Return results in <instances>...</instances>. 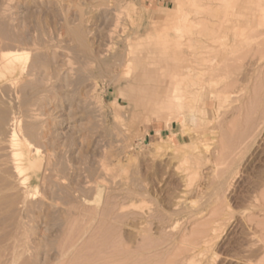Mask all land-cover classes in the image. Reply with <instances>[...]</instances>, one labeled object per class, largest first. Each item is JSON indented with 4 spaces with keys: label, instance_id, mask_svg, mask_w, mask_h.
Returning <instances> with one entry per match:
<instances>
[{
    "label": "rangeland",
    "instance_id": "obj_1",
    "mask_svg": "<svg viewBox=\"0 0 264 264\" xmlns=\"http://www.w3.org/2000/svg\"><path fill=\"white\" fill-rule=\"evenodd\" d=\"M176 10L177 0H0V63L10 59L19 63L13 74L0 76V264H114L117 259L120 264L126 260L129 264H164L166 261L165 264H179L182 263L179 252H190L189 241L201 244L202 239L210 235L213 220L218 222L223 218L219 221L223 223L227 216L230 217L224 213L229 204L230 211L225 212L233 211L231 221L211 247V252L218 253L215 264H249L242 261L252 231L259 234L261 248L260 252L256 251L259 247L253 250L252 255L256 254L250 257L253 259L251 264H255L257 258L256 264H263L264 228L259 223L264 222V211L258 207L253 210L252 199L254 195L264 196V84L261 86L264 63H258L257 67L246 64L260 55L251 51L255 56H249L251 52L247 51L239 68L229 66L230 73L226 68V72L220 68L221 73L217 74H222L225 79L202 88V95L195 103V119L186 118V126L173 119L164 123L155 118L147 123L143 104L149 90L146 86L155 89L154 83L161 79L158 69L165 65L176 67L174 63L178 62L174 60ZM207 68L202 72L208 78L204 74L213 70L210 68L212 71L206 72ZM153 71L158 78L153 77ZM254 81L258 86L253 84ZM214 86L218 87L213 89ZM224 86H228L225 91ZM219 88L223 96L211 93ZM224 92L230 94L226 95L228 100L222 99L226 97ZM252 104H255L254 108H251ZM217 105L221 106L218 107L220 112L216 111ZM246 105L249 111L244 107ZM245 119L248 120L246 125ZM253 130L256 131L251 132ZM233 138H236L234 142ZM167 140L174 144L167 151L178 150L177 158L170 163V158L149 156L157 145L168 144ZM221 150L225 154L222 159L227 156L222 163L229 165L227 168L221 167V163L212 165L222 162ZM21 152L25 162L38 161L27 170L28 178L18 169ZM197 154L203 160L208 158L209 162L200 158V163ZM210 154H214L212 161ZM215 157L219 158L217 162H213ZM217 167L224 169V173L219 168L216 173ZM182 173L185 180H182ZM209 177L218 180L221 187ZM186 179L192 182V186L189 183L190 194L189 188L181 187L184 181L188 184ZM182 192L189 195L185 197ZM180 198L181 205L173 206V200L175 204ZM146 211L147 218L143 215ZM209 214L214 218H209ZM142 220L146 232L133 234L134 239L130 240L133 224L138 225ZM174 222H177V228L170 230ZM193 232L201 238L192 235ZM104 239L109 244L101 241ZM103 244L105 247L102 248ZM120 246L125 252L118 251ZM105 248L111 252L107 253ZM102 255L108 262L102 260ZM111 256L117 259L112 258L109 262ZM204 263L207 261L201 264Z\"/></svg>",
    "mask_w": 264,
    "mask_h": 264
},
{
    "label": "bare ground",
    "instance_id": "obj_2",
    "mask_svg": "<svg viewBox=\"0 0 264 264\" xmlns=\"http://www.w3.org/2000/svg\"><path fill=\"white\" fill-rule=\"evenodd\" d=\"M176 15H177V24L175 25V27H174V29H175V31H176V38H177V41H176V52L174 53V56L176 57V58H174V60H175V62H177V63H174V65L176 66V67H171V68H169V66H164V67H162V68H159L158 70H159V75L158 74H156V75H158L159 76V78L161 77V79L157 82V83H154V84H156L157 86H155V85H153L154 87H155V89L154 88H152V87H148V86H146L149 90L145 93V94H147L146 96H145V100H144V102H143V104H144V111H145V120H146V122L148 123V122H151V121H153L155 118L157 119V121L159 122V121H162V122H164V123H167V121L168 120H171L172 121V119L173 120H175V121H179L183 126H186L185 125V119L186 120H188V118L190 117V119L191 120H194L195 119V114H194V112H195V108H196V105H195V103L198 101V99H199V97L202 95V88H204V86H213L214 84H219V82H221L223 79H225L223 76H222V74L220 75L219 74V76H218V74L217 73H221V70H224L225 68V70L228 72L229 71V69H227L229 66H238V68H239V66H240V64H241V62L242 61H244V57H245V54L244 53H246L247 51V53H249V51L251 52V51H254L255 53L256 52H259L260 53V55L258 54V53H256V55L258 54L259 56H257V57H259V58H257V59H255V60H250V61H248V59H247V63L246 64H250V65H252V66H255V67H257V65H258V63H264L263 61H264V0H177V10H176ZM254 46V47H253ZM253 47V48H252ZM250 48H252V50L250 49ZM252 53V55H250L251 53H249V56H255V55H253V54H255V53ZM247 53H246V55H247ZM227 55H229L228 57H231L230 59H227ZM226 57V58H225ZM252 58V57H251ZM255 58V57H254ZM253 58V59H254ZM177 59V60H176ZM236 64H238V65H236ZM243 64H244V62H243ZM168 65V64H167ZM173 65V66H174ZM245 65V64H244ZM18 66H19V63L15 60V59H10V60H8L7 62H4V61H2L1 63H0V76L2 77V78H4V77H7V76H9V75H11V74H13V72H15L16 71V69L18 68ZM234 66V67H235ZM242 66V65H241ZM207 68V70H205L206 72H208L209 70H213V72H216V74L217 75H215V73H213V72H210L209 71V73H208V75L207 74H204V75H206V76H209L208 78L207 77H204L203 76V70L204 69H206ZM233 67V68H234ZM251 67V66H250ZM254 67V68H255ZM262 67V66H261ZM211 68V69H210ZM220 68H222L221 70H220ZM236 68V67H235ZM234 68V70L233 71H235L236 69ZM237 68V69H238ZM241 68V67H240ZM244 67H242V69H243ZM248 68H249V65H248ZM252 68V67H251ZM253 68V69H254ZM231 69V68H230ZM255 69H257V68H255ZM260 69V68H259ZM258 69V70H259ZM157 70V71H158ZM211 70V71H212ZM216 70V71H215ZM220 71V72H217V71ZM224 70V71H225ZM239 70H241V69H239ZM252 70V69H251ZM224 71H222V72H224ZM225 71V72H226ZM232 70H230L229 71V73L231 72ZM242 71V70H241ZM249 71V70H248ZM253 71V70H252ZM254 71H256V70H254ZM253 71V72H254ZM240 72V71H239ZM243 72V71H242ZM245 72V71H244ZM259 72V71H258ZM263 72V71H262ZM152 73V72H151ZM157 73V72H156ZM212 73L215 75H212ZM252 73V72H251ZM250 73V74H251ZM152 74H154L155 75V71H153V73ZM226 74V73H225ZM259 74V73H258ZM156 75L155 76H153L154 78L156 77ZM243 75V74H242ZM247 75L249 76V74L247 73ZM261 75H263V74H261ZM224 76H226V75H224ZM244 76V75H243ZM247 76V77H248ZM152 77V76H151ZM257 77V76H256ZM156 78H158V77H156ZM230 78H231V74H230ZM246 78V77H245ZM242 79V78H241ZM250 79V78H249ZM257 79V78H256ZM261 79H262V77H261ZM254 80V79H253ZM227 81V80H226ZM231 81H232V79H231ZM243 81H244V78H243ZM246 81H248V80H246ZM263 82H264V79L262 80ZM237 82V81H236ZM242 82V81H241ZM250 82V81H249ZM248 82V83H249ZM258 82V81H257ZM247 83V82H246ZM245 83V84H246ZM255 83V81L253 82V84ZM159 84V85H158ZM223 84V83H222ZM227 84V83H226ZM229 84V83H228ZM227 84V85H228ZM232 84H234V82L232 81ZM231 84V85H232ZM256 85H257V83H255ZM254 84V85H255ZM260 84V83H259ZM262 84H264V83H262L261 82V86H262ZM220 85H221V83H220ZM224 85V84H223ZM230 85V84H229ZM243 85V84H242ZM248 85V84H247ZM250 85V84H249ZM252 85V84H251ZM254 85H252L253 87H251V90H252V88H254ZM244 86V85H243ZM258 86V85H257ZM256 86V87H257ZM260 86V87H261ZM157 87V88H156ZM215 87L217 88L218 86H214V88L213 89H215ZM222 87V86H221ZM225 87H227L228 88V86H224V91H225ZM232 86H229V88H231ZM259 87V88H260ZM145 88V87H144ZM147 88H145V89H147ZM150 88H152V89H154V90H152V89H150ZM258 88V89H259ZM209 89V88H208ZM217 90V89H216ZM219 90H220V88L218 89V91H211V93L213 94V95H216V96H221L222 95V92L220 91L219 92ZM237 90V89H236ZM239 90V89H238ZM254 90V89H253ZM252 90V91H253ZM146 91V90H145ZM250 91V90H249ZM264 91V90H263ZM226 92H228V91H226ZM226 92H224V95L226 96V95H230V94H225ZM259 92H261V90L259 91ZM230 93V92H229ZM223 96V95H222ZM252 96H254V95H252ZM255 97V96H254ZM253 97V98H254ZM211 98L212 99H214V96L212 97L211 96ZM228 100V98H227V96L226 97H222V99L223 100H226V99ZM245 98V97H244ZM247 98V97H246ZM258 98V97H257ZM210 99V98H209ZM248 99V98H247ZM247 99H246V102H247ZM250 99H251V97H250ZM250 99H249V101H250ZM264 99V98H263ZM230 100V99H229ZM233 100H235V99H233ZM239 100H240V98H239ZM252 100H254V99H252ZM251 100V101H252ZM264 101V100H263ZM223 101H221V103H222ZM224 102H226V101H224ZM252 102H254V101H252ZM251 102V103H252ZM255 102H258V101H255ZM220 104V103H219ZM246 104V103H245ZM261 104H262V102H261ZM221 105V104H220ZM223 105H225V103H223ZM243 105H244V103H243ZM249 105V104H248ZM253 105H255V104H252V106H251V108H254V106ZM262 105H264V104H262ZM222 106V105H221ZM221 106L219 107V105H217V107H216V111L218 112L219 110H218V107L219 108H221ZM257 106V105H256ZM224 107V106H223ZM227 107V106H226ZM243 107V106H242ZM244 107H248L247 105L246 106H244ZM250 107V106H249ZM259 107V106H258ZM245 108V109H246ZM225 109H227V108H225ZM237 109V108H236ZM248 109V108H247ZM250 109V108H249ZM249 109H248V111H249ZM259 109V108H258ZM262 109V108H261ZM224 110V109H223ZM233 110H235L234 108H233ZM241 111H242V109H240ZM240 110H238V111H240ZM257 110V109H256ZM263 110H264V108H263ZM222 111V110H221ZM232 111V110H231ZM245 111V110H244ZM243 111V112H244ZM252 111V110H251ZM250 111V112H251ZM253 111H254V109H253ZM220 112V111H219ZM236 112V111H235ZM246 112V111H245ZM256 111H254V113H255ZM261 112V111H260ZM260 112L258 113V114H260ZM216 113V112H215ZM233 113H234V111H233ZM239 114V113H238ZM243 114V113H242ZM245 114H247V113H245ZM251 114H252V112H251ZM256 114V113H255ZM254 114V115H255ZM263 114V113H262ZM219 115V114H218ZM222 115H223V113H222ZM221 116V115H220ZM240 116V115H239ZM247 116H248V114H247ZM250 116V115H249ZM253 115H251V117H252ZM260 116V115H259ZM241 117V116H240ZM246 117V116H245ZM263 116H261V118H262ZM218 118H220L219 116H218ZM217 118V119H218ZM244 118V117H243ZM260 118V117H259ZM216 119V118H215ZM242 119V118H241ZM220 120V119H219ZM237 120V119H236ZM239 120V119H238ZM248 120H249V118H248ZM248 120H246L245 119V125H246V121L248 122ZM251 120V119H250ZM249 120V121H250ZM255 120V119H254ZM259 119H257V121H258ZM156 121V120H155ZM217 121V120H216ZM241 121H243V120H241ZM257 121H255V123H257ZM169 122V121H168ZM191 123L193 122V121H190ZM214 122V121H213ZM218 122V121H217ZM216 123V122H215ZM221 123H222V121H221ZM220 123V124H221ZM236 123H238V122H236ZM253 123V122H252ZM259 123V122H258ZM218 124V123H217ZM239 124V123H238ZM249 124V123H248ZM262 124V123H261ZM193 125V124H192ZM215 125V124H214ZM222 125V124H221ZM244 125V126H245ZM256 125V124H255ZM240 126V125H239ZM249 126H251V125H249ZM259 126V125H258ZM261 126V125H260ZM219 127H220V125H219ZM218 127V128H219ZM252 127V126H251ZM264 127V126H263ZM191 128H193L194 129V127L192 126ZM202 128V127H201ZM217 127H216V129H218ZM221 128V127H220ZM247 128V127H246ZM245 128V129H246ZM257 128V127H256ZM260 128V127H259ZM186 129V128H185ZM185 129H183L184 131H185ZM187 129H188V127H187ZM190 129V128H189ZM238 129V128H237ZM244 129V130H245ZM248 129H251L250 127L248 128ZM253 129V128H252ZM262 129V128H261ZM242 130H243V126H242ZM260 130V129H259ZM191 131V130H190ZM237 131V130H236ZM240 131V130H239ZM246 131V130H245ZM256 131V130H255ZM254 130L253 131H251V132H255ZM258 131V130H257ZM260 131H262V130H260ZM185 132H187V131H185ZM194 132V131H193ZM249 132V131H248ZM221 133V132H220ZM238 133V132H237ZM241 133H243V132H241ZM241 133H239V136L241 135V136H243ZM245 133H247V132H245ZM250 133V132H249ZM259 133V132H258ZM244 134V133H243ZM256 134V133H255ZM256 135H258V134H256ZM188 136V135H187ZM220 136V135H219ZM238 136V135H237ZM251 136V135H250ZM253 136H254V133H253ZM190 137V136H189ZM192 137V136H191ZM234 137V136H233ZM193 138V137H192ZM247 138H248V136H247ZM197 139V138H196ZM199 139V138H198ZM234 139H236V138H233V142L235 141ZM241 140V138H238L237 140ZM244 139H245V137H244ZM251 139V138H250ZM194 140V139H193ZM243 140V139H242ZM252 140H253V137H252ZM256 140V139H255ZM261 140V139H260ZM190 141H192V140H190ZM217 141V140H216ZM225 141V140H224ZM230 141H231V139H230ZM246 141V140H245ZM212 142V141H211ZM226 142V141H225ZM232 142V143H233ZM241 142V141H240ZM239 142V143H240ZM166 143H168V144H159V145H157L156 147H154V149L149 153V156H152V157H155V158H157V157H161V158H168V160H169V158L171 159L169 162L171 163V161H172V159L174 158H177V156H178V154H179V152H178V150H174V149H171L172 151L171 152H168L167 151V149L170 147V146H172V145H174V144H172L171 143V141L170 140H167V142ZM210 143V142H209ZM218 143V142H217ZM220 143V142H219ZM247 143V142H246ZM253 143V142H252ZM215 144V143H214ZM226 144V143H225ZM227 144H228V142H227ZM245 144V143H244ZM249 144H250V141H249ZM258 144V143H257ZM216 145V144H215ZM220 145V144H219ZM229 145H231L230 143H229ZM233 145H235V143L233 144ZM236 145H237V143H236ZM227 146V145H226ZM245 146V145H244ZM217 147H218V144H217ZM234 147V146H233ZM236 147V146H235ZM234 147V148H235ZM247 147H249V146H247ZM246 147V148H247ZM216 148V147H215ZM226 148L227 147H225V150H226ZM228 148H230L229 146H228ZM238 148V147H237ZM242 148V147H241ZM244 149V150H247V149ZM214 149V148H213ZM212 149V150H213ZM249 149H250V147H249ZM257 149V148H256ZM223 150V149H222ZM222 150H221V152H222ZM224 150V151H225ZM231 150V149H230ZM229 150V151H230ZM233 150V149H232ZM234 150H236V149H234ZM240 150V148L238 149V151ZM214 151V150H213ZM211 152V151H210ZM216 152H218V149L216 150ZM226 152V151H225ZM231 152V151H230ZM232 152H234V151H232ZM240 152V151H239ZM238 152V153H239ZM215 153V152H214ZM219 153V152H218ZM218 153H216V154H218ZM223 153L224 152H222V154H218L219 156H221V158H220V160H222V162H219V164H217V163H215V164H212L213 166L214 165H221L223 162H224V159H226L227 158V156L224 158V159H222V156H224L223 155ZM200 154V153H199ZM199 154H197L198 155V157H197V155H195L196 157H197V160H198V158H199ZM226 154H228L227 152H226ZM232 154H234V153H232ZM253 154V153H252ZM214 155V154H213ZM211 156V154H210V158L211 157H214V156ZM231 155V154H230ZM235 155V154H234ZM247 155V154H246ZM237 156V155H236ZM245 156V155H244ZM252 156V155H251ZM216 157H217V155H216ZM215 157V159H217V160H215L214 159V161L213 162H217L218 160H219V158H216ZM229 157V156H228ZM233 157V156H232ZM231 157V158H232ZM240 157H241V155H240ZM243 157V156H242ZM25 155L21 152V155H20V161H19V167H18V169L21 171L22 170V174H24L27 178H28V173H27V170H29V169H32V167L34 166V165H36L37 164V162L38 161H33V162H31L30 160L29 161H27V162H25ZM160 158V159H161ZM200 158H202L201 156H200ZM199 158V159H200ZM154 159V158H153ZM173 159V160H174ZM206 158H204V160H203V158H202V160L203 161H205V162H209V160H208V158H207V161L205 160ZM228 159H230V158H228ZM150 160V159H149ZM148 160V161H149ZM194 160H195V158H194ZM213 160V158H211V161ZM235 160V159H234ZM237 160V159H236ZM24 161V162H23ZM152 161V160H151ZM150 161V162H151ZM167 161V160H166ZM226 161L227 160H225V163H226ZM168 161H167V163H169ZM195 162H197L196 160H195ZM228 162H230V161H228ZM232 162H234V161H232ZM169 163V164H170ZM200 163H201V159H200ZM199 162H198V164H200ZM221 163V164H220ZM226 164H229V163H226ZM225 164V165H226ZM230 164H231V162H230ZM150 165V164H149ZM233 165V164H232ZM238 165V164H237ZM236 165V166H237ZM151 166V165H150ZM212 166V167H213ZM227 166H229V165H226V166H224L223 164H222V166L221 167H225V168H227ZM149 167V166H148ZM152 167V166H151ZM150 167V168H151ZM211 167V168H212ZM221 167H217L216 168V173L218 172L217 171V169L219 168V169H222ZM150 168H148V169H150ZM173 168V167H172ZM231 168V166L229 167V169ZM212 169H214V171H215V168H212ZM211 169V170H212ZM218 169V170H219ZM229 169H228V171H229ZM233 169H235V168H233ZM223 170V173H224V169H222ZM225 170H227V169H225ZM150 171V170H149ZM181 171V170H180ZM199 171V170H198ZM213 171V170H212ZM220 171V170H219ZM228 171H225V172H227V174H229V172ZM232 172V171H231ZM180 173V172H179ZM188 173V172H187ZM190 173H191V171H190ZM190 173L189 174H187V176L188 175H190ZM209 173V172H208ZM211 173V172H210ZM209 173V174H210ZM212 173H214V172H212ZM221 173H222V171H221ZM233 173V172H232ZM231 173V174H232ZM178 174V173H177ZM182 174H184V173H182ZM234 175H235V173H233ZM239 174V173H238ZM211 175V174H210ZM215 173H214V177H215ZM230 175V174H229ZM183 176V177H182ZM181 177L183 178L182 180H185L184 178H185V174L184 175H182ZM187 176H186V178H187ZM217 176V178H218V175H216ZM220 176V175H219ZM208 177V176H207ZM206 177V178H207ZM210 178V177H209ZM216 178V179H217ZM223 178V177H222ZM180 179V178H179ZM188 179V178H187ZM187 179H186V182H188L187 181ZM211 179V178H210ZM26 180H28V179H26ZM148 180V179H147ZM189 181H191L190 179H188ZM212 180H214L215 181V179L214 178H212L211 179V181ZM228 179H226V181H227ZM230 181L231 180H233L232 178L231 179H229ZM228 180V181H229ZM154 181H156V180H154ZM159 181V180H158ZM162 181V180H161ZM209 181V180H208ZM213 181V182H214ZM222 181H224V180H221V182ZM147 182V181H146ZM180 182V181H179ZM181 182H183V181H181ZM185 182V181H184ZM183 182V184L182 185H184L185 183ZM217 182H218V180H217ZM217 182L215 181V183L217 184ZM150 183V182H149ZM189 183L190 182H188V184L186 183L184 186H182L181 185V187H184L183 189L184 190H186L187 188H189L190 186H192L191 184H192V182L190 183V186H189ZM153 184H155V182L153 183ZM208 184V183H207ZM206 184V185H207ZM211 184H212V182H211ZM226 184H228V183H226ZM165 185V184H164ZM179 185V184H178ZM178 185H176V187L178 186ZM188 185V186H187ZM205 185V186H206ZM213 185V184H212ZM218 185V184H217ZM221 185V184H220ZM220 185H218V186H220ZM159 186V185H158ZM193 186H194V184H193ZM229 186V185H228ZM231 186V185H230ZM229 186V187H230ZM149 187V186H148ZM154 187V186H153ZM185 187H187L186 189H185ZM199 187V186H198ZM206 187H208V186H206ZM205 187V188H206ZM216 187V186H215ZM221 187V186H220ZM150 188H152L151 186H150ZM174 188V187H173ZM192 188V187H191ZM194 188V187H193ZM201 188V187H200ZM226 188V187H225ZM190 189V188H189ZM189 189H187V190H189ZM204 189V188H203ZM208 189V188H207ZM213 189V188H212ZM215 189V188H214ZM228 188H226L225 190H227ZM154 190V189H153ZM175 190V189H174ZM178 190V189H177ZM181 190H182V188H181ZM180 190V191H181ZM184 190H182V191H184ZM202 190V189H201ZM209 190V189H208ZM217 190V189H216ZM145 191V190H144ZM143 191V193H145ZM147 191V190H146ZM192 190L190 189L189 190V194H190V192H191ZM204 191V190H203ZM218 191V190H217ZM216 191V194L218 193ZM221 191V190H220ZM229 191V190H228ZM250 191V190H249ZM252 191V190H251ZM205 192V191H204ZM208 191H206V193H207ZM215 192V191H214ZM223 192V191H222ZM230 192V191H229ZM247 192V191H246ZM181 193V192H180ZM183 193V192H182ZM186 195H185V197L186 196H188L187 195V192H184ZM184 193L182 194V195H184ZM198 193V192H197ZM197 193H195V194H197ZM203 193V192H202ZM227 193V192H226ZM252 193V192H251ZM254 193V192H253ZM252 193V194H253ZM145 194H147V193H145ZM158 194V193H157ZM195 194H193V195H195ZM208 194H210V193H208ZM220 194V193H219ZM230 194V193H229ZM153 195V194H152ZM172 195V194H171ZM181 195V196H182ZM211 195H214L213 193L211 194ZM218 195V194H217ZM224 196H225V194H223ZM247 195V194H246ZM254 195V194H253ZM147 196V195H146ZM150 196V195H149ZM149 196H147V197H149ZM169 196V195H168ZM167 196V197H168ZM181 196H179V197H181ZM197 196H198V194H197ZM196 196V197H197ZM207 196V195H206ZM219 196V195H218ZM261 196H263V195H261ZM261 196H253V199H252V202H253V204H254V209L253 210H255L256 209V207H258V208H260L261 209V211L263 212L264 211V204L263 203H261L262 201L264 202V196L262 197V198H260ZM166 197V196H165ZM183 197V196H182ZM185 197H184V199H185ZM191 197V196H190ZM200 197V196H199ZM203 197H205V194H204V196ZM216 197V196H215ZM222 197V196H221ZM220 197V198H221ZM226 197V196H225ZM237 197V196H236ZM250 197H252V195L250 196ZM160 198V197H159ZM176 198V197H175ZM200 198H202V197H200ZM206 198V197H205ZM240 198V197H239ZM163 199V198H162ZM172 199H174V198H172ZM182 198H180L178 201H176V203L174 204V200H173V206L174 205H176L177 206V204H180L179 203V201L181 200ZM204 199V198H203ZM209 199V198H208ZM211 199V198H210ZM222 199V198H221ZM247 199V198H246ZM250 199V198H249ZM261 199V200H260ZM153 200V202L155 203V201H154V199H152ZM166 200V199H165ZM171 200V199H170ZM176 200V199H175ZM192 200V199H191ZM207 200V199H206ZM216 200H218V199H216ZM140 201V200H139ZM158 201V200H157ZM160 201H162V200H160ZM182 201V200H181ZM201 201H202V199H201ZM210 201V200H209ZM240 201V200H239ZM138 202V201H137ZM141 202V201H140ZM143 202V201H142ZM153 202H152V204H153ZM187 202V201H186ZM211 202H213L212 200H211ZM225 202V201H224ZM134 203H135V201H134ZM147 203H148V201H147ZM169 202H167V204H168ZM182 203V202H181ZM184 203V202H183ZM191 203H192V201H191ZM193 203H194V201H193ZM192 203V204H193ZM202 203V202H201ZM204 203V202H203ZM203 203H202V205H203ZM207 203V202H206ZM222 203V202H221ZM242 203V202H241ZM165 204V203H164ZM172 204V203H171ZM170 204V205H171ZM188 204V203H187ZM189 204H190V202H189ZM188 204V205H189ZM195 204V203H194ZM212 204V203H211ZM218 204V203H217ZM252 204V203H251ZM132 205V204H131ZM140 205V204H139ZM150 205V204H149ZM155 205H157V204H155ZM169 205V204H168ZM167 205V206H168ZM181 205V204H180ZM208 205V204H207ZM216 205V204H215ZM214 205V206H215ZM220 205V204H219ZM218 205V206H219ZM230 205V204H229ZM229 205H228V207H227V209L225 208V211H230L229 209H230V207H229ZM241 205V207H242V204H240ZM141 206H142V204H141ZM141 206H139V207H141ZM166 206V205H165ZM165 207V208H168V207ZM175 206V207H176ZM191 206V205H190ZM196 206V205H195ZM212 206V205H211ZM213 206V207H214ZM221 206V205H220ZM227 206V205H226ZM239 206V205H238ZM133 207V206H132ZM131 207V208H132ZM134 207H138V206H134ZM162 207V206H161ZM179 207V206H178ZM208 206H206V208H207ZM216 207V206H215ZM214 207V208H215ZM222 207H223V205H222ZM233 207V206H232ZM142 208V207H141ZM140 208V209H141ZM160 208V207H159ZM171 208H173V207H171ZM186 208V207H185ZM190 208V207H189ZM209 208H211L210 206H209ZM214 208H211V209H214ZM217 208V207H216ZM132 209H134V208H132ZM147 209V208H146ZM162 209H163V207H162ZM191 209H193V208H191ZM190 209V210H191ZM201 209V208H200ZM205 209V208H204ZM218 209V208H217ZM250 209H252V208H250ZM136 210V209H135ZM151 210V209H150ZM161 210V209H160ZM160 210H158V211H160ZM194 210V209H193ZM222 210H224V208L222 209ZM231 210H232V208H231ZM137 211V210H136ZM141 211V210H140ZM138 212V213H141V212ZM148 211V210H147ZM145 212L146 214H143V215H145V217L147 218V216H149L148 215V212ZM156 212H157V210H155ZM189 211V210H188ZM207 211V210H206ZM205 211V212H206ZM214 211V210H213ZM224 211V213L225 214H230V217H231V213H233V211L231 212V213H227V212H225ZM236 211V210H235ZM256 211V210H255ZM143 212V211H142ZM162 212V211H161ZM164 212H165V210H164ZM169 212H171L170 210H169ZM194 212V211H193ZM198 212V211H197ZM215 212H217V211H215ZM215 212H214V214H215ZM219 212H220V208H219ZM218 212V213H219ZM238 212V211H237ZM244 212V211H243ZM246 212V211H245ZM262 212H260V213H262ZM133 213V212H132ZM158 213V212H157ZM189 213V212H188ZM203 213V212H202ZM207 213V212H206ZM220 213H222V212H220ZM247 213V212H246ZM246 213H244V214H246ZM251 213V212H250ZM249 213V214H250ZM114 214H116V213H114ZM125 214V213H124ZM127 214H128V212H127ZM136 213H134L133 215H135ZM151 214V213H150ZM163 214V213H162ZM171 214V213H170ZM170 214L168 215V216H170ZM175 214V213H174ZM213 214V213H212ZM237 214V213H236ZM253 214V213H252ZM130 215V214H129ZM132 215V214H131ZM132 215V216H133ZM137 215V214H136ZM177 215V214H176ZM182 215V214H181ZM190 215H191V213H190ZM210 215V214H209ZM221 215V214H220ZM254 215V214H253ZM116 216V215H115ZM121 216V215H120ZM131 216V217H132ZM162 216V215H161ZM164 216V215H163ZM200 216V215H199ZM211 216H213V215H210L209 216V218L211 217ZM218 216V215H217ZM250 216V215H249ZM248 216V217H249ZM252 216V215H251ZM250 216V217H251ZM255 216V215H254ZM121 217H123V215L121 216ZM129 217V216H128ZM152 217V216H151ZM160 217V216H159ZM167 217V216H166ZM224 217V216H223ZM228 217V219L226 220V219H224V222L223 223H221L222 222V219L221 220H219V221H221V222H217V221H212L211 223H212V227H211V229H210V235H208V238H204L203 236V238L204 239H202L203 241L201 242L199 239L201 238V236L199 235V234H196V232H193L194 234H192V235H195L196 234V236L197 237H200L198 240L201 242V244H199V242L197 241V239H196V241L198 242V244L195 242V240H193L192 242L193 243H191L189 240V249L186 247V246H184V244H182L184 247H186L187 249H188V251H190L189 252V254H184V252L182 253L181 251L179 252V253H181L182 255H181V261H182V263L180 262L179 264H201L204 260H206L207 261V263L206 264H215V262H216V260H218L217 259V257H218V253L217 252H211L212 251V249H211V247H212V244H214V242L215 241H217L220 237H221V234L224 232V229H225V227H226V224H227V222L229 221H231V218L229 217V216H227ZM259 217H261L260 216V214H259ZM116 218V220H117V217H115ZM133 218H135V217H133ZM143 218H144V216H143ZM145 218V219H146ZM169 218H171V217H169ZM173 218H175V217H173ZM183 218V217H182ZM185 218V217H184ZM197 218V217H196ZM200 218V217H199ZM212 218V217H211ZM213 218H214V216H213ZM216 218V217H215ZM252 219H253V217H251ZM264 218V217H263ZM113 219H114V217H113ZM125 219V218H124ZM136 219H137V217H136ZM154 219V218H153ZM166 219V218H165ZM219 219V218H218ZM234 219V218H233ZM250 219V218H249ZM257 219V218H256ZM115 220V221H116ZM118 220H119V218H118ZM121 220V219H120ZM173 220V219H172ZM181 220V219H180ZM245 220V219H244ZM246 220H248V219H246ZM264 220V219H263ZM121 221H123V220H121ZM150 221V220H149ZM211 221V220H210ZM242 221V220H241ZM251 221V220H250ZM259 221H261L260 219H259ZM152 222V221H151ZM206 222V224H208L207 223V221H205ZM209 222V221H208ZM239 222V221H238ZM254 222H255V220H254ZM131 223H133V222H131ZM143 223H145V221H140L139 222V224L138 225H136V223H135V225L133 224V231H131L132 233H130V234H132V237H133V234L134 235H139V234H142V233H145L146 231H144V228L146 227V225L145 224H143ZM166 223V222H165ZM171 223V222H170ZM251 223V222H250ZM145 225V227H143V225ZM205 224V223H204ZM209 226H210V224H208ZM246 225V224H245ZM250 225V224H249ZM253 225H255V224H253ZM259 225H262L261 227H263L264 228V222L262 221V223H259ZM118 226V225H117ZM130 226V225H129ZM169 226V225H168ZM177 226V222H174L173 224H171V228H169L170 230L172 229H174V228H177L176 227ZM207 226V225H206ZM230 226V225H229ZM126 227V226H125ZM201 227H202V225H201ZM236 227V226H235ZM260 227V228H261ZM199 228V227H198ZM208 228V227H207ZM263 228H261L262 230H263ZM113 229H115V228H113ZM117 229V228H116ZM115 229V230H116ZM168 229V230H169ZM200 229V228H199ZM258 229V228H257ZM256 229V230H257ZM260 229V230H261ZM147 230V229H146ZM149 230V229H148ZM147 230V231H148ZM198 230V229H197ZM203 230V229H202ZM105 231H107V230H105ZM110 231H112V230H110ZM114 231V230H113ZM116 231H118V230H116ZM150 231V230H149ZM239 231H241L240 229H239ZM102 232H104V231H102ZM108 232V231H107ZM200 232V231H199ZM247 232V231H246ZM262 232V231H261ZM128 233V232H127ZM147 233H149V232H147ZM171 233V232H170ZM198 233V232H197ZM207 233V232H206ZM102 234H104V233H102ZM114 234H115V231H114ZM118 234V233H117ZM116 234V235H117ZM129 234V235H130ZM201 234H203V233H201ZM238 234V233H237ZM243 234V233H242ZM109 235V234H108ZM108 235H106V236H108ZM111 235H112V232H111ZM199 235V236H198ZM205 235V234H204ZM250 240L251 241H249L248 239H247V241H249V244H248V246H247V248L245 249L246 250V253H244L245 254V259H243V257H242V259H243V261L242 262H244V260H245V262L244 263H247V262H250L249 264H251V261L253 260H250V257L252 256V257H254L255 256V254H256V252L254 253V256L252 255L253 254V250H255V248H258V250L256 249V251H258V252H260L259 250H260V243H259V239H258V236L257 235H259V234H257V231H252V232H250ZM264 235V234H263ZM100 236H101V232H100ZM110 236V235H109ZM128 236V235H127ZM152 236V235H151ZM207 236V235H206ZM248 236V235H247ZM246 236V237H247ZM262 236V235H261ZM101 237H103V236H101ZM105 237V236H104ZM117 238H116V240L118 239V236H116ZM130 237V236H129ZM141 237L143 238V237H145V235L144 236H142L141 235ZM153 237V236H152ZM165 237V236H164ZM171 237V236H170ZM194 237V236H193ZM107 238H109L110 239V237H107ZM137 238V237H136ZM139 238V237H138ZM147 238V237H146ZM172 238V237H171ZM225 238V237H224ZM248 238V237H247ZM259 238H260V236H259ZM99 239H102V238H99ZM109 239H107V240H109ZM126 239H127V237H126ZM132 239H134V237L133 238H131L130 240H132ZM145 239V238H144ZM150 239V238H149ZM173 239V238H172ZM195 239V238H194ZM263 238L261 237L260 238V240H262ZM106 239H104V240H101V241H104V242H108V241H105ZM112 240V239H111ZM129 240V239H128ZM244 240V239H243ZM246 240V239H245ZM110 241V240H109ZM113 242H116V241H114V240H112ZM147 241H150V240H148L147 239ZM241 241V240H240ZM113 242H111V245H112V243ZM118 242H119V240H118ZM118 242H116V243H118ZM146 242V241H145ZM144 242V243H145ZM153 242V241H152ZM151 242V243H152ZM172 242V241H171ZM175 242V241H174ZM183 242V241H182ZM261 242H263V241H261ZM151 243H150V246H152L151 245ZM186 243V242H185ZM99 244V243H98ZM100 244H102V242H100ZM108 244H109V242H108ZM143 244V243H142ZM243 244V243H242ZM114 245H115V243H114ZM113 245V246H114ZM121 245V244H120ZM145 245H147V244H145ZM145 245H143V246H145ZM109 246V245H108ZM108 246H106V247H108ZM112 246V249L114 248ZM118 247H119V245H117ZM117 246H116V248H117ZM143 246H142V250L141 251H143ZM236 246V245H235ZM241 245H239V247H240ZM244 246H245V244H244ZM262 246H264V245H262ZM103 247H105V245L103 244L102 245V248ZM148 247V246H147ZM218 247V246H217ZM243 247V246H242ZM99 248H101V246H99ZM110 249H111V247H109ZM120 248H121V246H120ZM137 248V247H136ZM141 248V247H140ZM148 248H150V247H148ZM183 248V247H182ZM181 248V249H182ZM237 248H238V246H237ZM111 249V250H112ZM115 249V248H114ZM138 249H139V247H138ZM147 249V248H146ZM151 249V248H150ZM242 249V248H241ZM264 249V248H263ZM99 250V249H98ZM103 250H105L106 252L109 250L108 248L106 249H103ZM103 250H99L100 252H102ZM145 250V249H144ZM183 250V249H182ZM118 251H122V248H121V250L119 249ZM118 251H117V253H118ZM139 251V250H138ZM137 251V252H138ZM141 251H139V254L141 255L142 253H141ZM179 251V250H178ZM185 251H186V249H185ZM242 251H244V250H242ZM105 252V253H106ZM108 252H111V251H108ZM107 252V253H108ZM122 252H125L124 251V249H123V251ZM129 252V251H128ZM220 252V251H219ZM98 253V252H97ZM103 253H104V251H103ZM104 253V255L106 256L107 254H105ZM113 253V252H112ZM264 253V252H263ZM99 254V253H98ZM114 254H116V253H114ZM123 254V253H122ZM121 254V255H122ZM129 254V253H128ZM138 254V253H137ZM234 254V253H233ZM236 254V253H235ZM238 254V253H237ZM261 254V253H260ZM104 255H102V257L104 256ZM118 255H119V253H118ZM117 254L115 255V256H118ZM124 255H126V254H124ZM124 255H122V256H124ZM130 255V254H129ZM174 255V254H173ZM172 255V256H173ZM179 255V254H178ZM257 255H259V254H257ZM264 255V254H263ZM100 256V255H99ZM108 256V255H107ZM106 256V257H107ZM136 256V255H135ZM134 256V257H135ZM139 256V255H138ZM230 256H232V255H230ZM235 256V255H234ZM133 257V256H132ZM147 257V256H146ZM145 257V258H146ZM178 257V256H177ZM241 257V256H240ZM251 257V258H252ZM258 257V256H257ZM96 258H98V257H96ZM101 258V257H100ZM100 258H99V260H100ZM112 258L113 259H115L113 256H111L110 258H109V262L112 260ZM118 258H119V256H118ZM124 257H122V260H124L123 259ZM128 258V257H127ZM130 258V257H129ZM139 258V257H138ZM144 258V259H145ZM224 258V257H223ZM235 258V257H234ZM238 258V257H237ZM117 259V258H116ZM139 259H141V258H139ZM144 259H142L143 261H145ZM150 259V258H149ZM174 259V258H173ZM176 259V261H179V260H177L178 258H175ZM240 259V258H239ZM258 259V258H257ZM257 259H256V261H257ZM98 260V261H99ZM102 260H105V258L103 257L102 258ZM129 260V259H128ZM133 260V259H132ZM138 260V259H137ZM146 260H147V258H146ZM153 260V259H152ZM226 260V259H225ZM241 260V259H240ZM255 260V259H254ZM261 260H263L262 258H261ZM259 261V262H262V261ZM105 261H107V259L105 260ZM104 261V262H105ZM127 261V260H126ZM126 261L125 262H123V263H121V264H125L126 263ZM135 261V260H134ZM143 261H141V263L143 262ZM148 261H150V260H148ZM171 261V260H170ZM174 261V260H173ZM229 261V260H228ZM231 261V260H230ZM255 261V264L257 263ZM108 262V261H107ZM116 262L118 263V264H120L119 262H118V259L116 260ZM116 262H114V264H116ZM137 263H138V261H136ZM172 262V261H171ZM100 263H103V261H100ZM128 263V262H127ZM126 263V264H127ZM145 263V262H144ZM148 263V262H147ZM165 263H167V261L165 262ZM164 263V264H165ZM170 263V262H169ZM218 263V262H217ZM103 264H106V263H103ZM129 264V263H128ZM132 264V263H131ZM134 264V263H133ZM138 264H140V263H138ZM163 264V263H162ZM175 264V263H174ZM177 264V263H176ZM205 264V263H204ZM241 264V263H240ZM262 264V263H261ZM263 264H264V262H263Z\"/></svg>",
    "mask_w": 264,
    "mask_h": 264
}]
</instances>
